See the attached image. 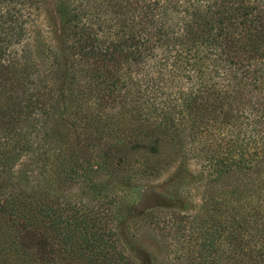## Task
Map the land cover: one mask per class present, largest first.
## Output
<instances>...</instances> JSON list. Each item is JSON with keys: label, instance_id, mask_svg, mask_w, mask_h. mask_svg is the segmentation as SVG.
I'll list each match as a JSON object with an SVG mask.
<instances>
[{"label": "trees", "instance_id": "16d2710c", "mask_svg": "<svg viewBox=\"0 0 264 264\" xmlns=\"http://www.w3.org/2000/svg\"><path fill=\"white\" fill-rule=\"evenodd\" d=\"M168 171V264H264V0H0V264H136Z\"/></svg>", "mask_w": 264, "mask_h": 264}, {"label": "rangeland", "instance_id": "374dc122", "mask_svg": "<svg viewBox=\"0 0 264 264\" xmlns=\"http://www.w3.org/2000/svg\"><path fill=\"white\" fill-rule=\"evenodd\" d=\"M193 168L195 171L198 170L195 163L192 164ZM175 173L168 171L162 174L156 183L142 181L139 186L137 185L125 192L127 201L125 219L127 222L136 223V227L140 226L135 234L138 238L136 240H130V238L125 243L127 254L136 264H151L154 260L168 264L173 256L172 253L164 250L165 248L162 247V242H160L157 233L151 228L143 226V222H139V218L147 210L162 209L178 214L193 215L201 205L204 179H199V175L197 178V174L192 172L196 178L186 176L182 180ZM157 184L165 185L163 188H159L156 187ZM78 193L80 191L71 190L73 196ZM127 238L129 237L127 236Z\"/></svg>", "mask_w": 264, "mask_h": 264}]
</instances>
